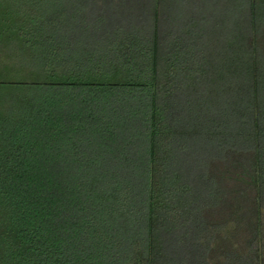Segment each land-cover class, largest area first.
<instances>
[{"label":"trees","instance_id":"16d2710c","mask_svg":"<svg viewBox=\"0 0 264 264\" xmlns=\"http://www.w3.org/2000/svg\"><path fill=\"white\" fill-rule=\"evenodd\" d=\"M0 264H264V0H0Z\"/></svg>","mask_w":264,"mask_h":264}]
</instances>
